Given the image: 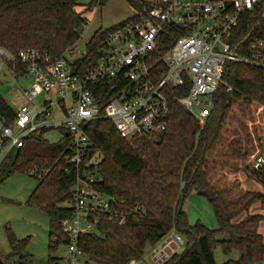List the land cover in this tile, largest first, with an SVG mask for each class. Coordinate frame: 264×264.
<instances>
[{
	"label": "trees",
	"instance_id": "16d2710c",
	"mask_svg": "<svg viewBox=\"0 0 264 264\" xmlns=\"http://www.w3.org/2000/svg\"><path fill=\"white\" fill-rule=\"evenodd\" d=\"M109 0H92L86 9L103 6ZM143 13L142 0H126ZM76 0H0V46L12 54L21 49L45 50L52 60L59 58L81 38L86 19L76 11ZM114 27L96 30L86 44L85 52L73 63V70L82 75L96 63L103 39ZM264 38V17L246 15L236 37ZM159 48L160 55L167 50ZM10 66V65H9ZM19 75L24 69L17 65ZM1 85V82H0ZM226 85L232 87L226 91ZM185 92L167 91L169 113L166 129L153 138L127 140L119 135L111 121L87 122L85 134L92 143L84 163L99 154L96 188L115 197L126 213L122 225L101 221L97 232L80 238V247L98 264H129L143 257L147 247L154 248L170 231L184 239L183 250L171 253L161 264H217L214 249L225 255L237 251L239 257L222 264H258L264 258V242L257 230L261 214L241 213L256 202L264 203V194L241 191L239 179H228L220 172L233 167L230 157L237 156L241 143L233 138L235 124L245 128L246 108L257 142L264 137V77L252 65L228 62L222 82L213 93V109L199 129L194 117L177 101ZM101 104L104 101L99 99ZM0 115L9 122L13 109L0 95ZM42 133L29 136L23 146L11 152L10 172L31 173L34 167L46 170L26 204L44 211L49 217V250L67 239L59 221L71 215L65 205L71 197L76 171L64 163L69 153V138L49 142ZM9 154V155H10ZM194 190L209 202L216 229L200 221L189 224L182 208L185 197ZM235 196V198H233ZM222 237H226L222 239ZM13 252L23 250L28 238L17 239L8 233ZM49 257L47 264H56ZM0 264H3L0 262Z\"/></svg>",
	"mask_w": 264,
	"mask_h": 264
},
{
	"label": "built area",
	"instance_id": "2783aa9c",
	"mask_svg": "<svg viewBox=\"0 0 264 264\" xmlns=\"http://www.w3.org/2000/svg\"><path fill=\"white\" fill-rule=\"evenodd\" d=\"M142 2L143 13L136 9L133 16L111 26L95 65L82 75L73 70L82 55L73 59L75 45L55 60L45 50L26 48L12 54L0 46V70L6 69L15 82L21 76L18 65L29 77L21 90L28 102L13 109L9 122L0 115V165L33 134L57 130L61 133L57 141L69 138V153L62 157L74 167L76 177L65 203L72 213L59 221L67 239L56 264H92L80 238L97 232L103 220L118 225L126 221L121 203L95 187L97 154L83 161L92 147L84 131L87 122L107 119L127 140L153 138L167 127V91L178 88L185 92L178 103L201 129L213 109V93L222 82L226 63L255 66L264 77V38L235 35L246 15L264 17V0ZM166 45L160 55L159 48ZM232 90L226 85L227 92ZM41 95L42 103H35ZM246 167L264 186V150L254 152ZM31 173L41 178L46 170L34 167ZM179 246H184V239L170 231L151 255L159 259Z\"/></svg>",
	"mask_w": 264,
	"mask_h": 264
},
{
	"label": "rangeland",
	"instance_id": "374dc122",
	"mask_svg": "<svg viewBox=\"0 0 264 264\" xmlns=\"http://www.w3.org/2000/svg\"><path fill=\"white\" fill-rule=\"evenodd\" d=\"M92 0H79L76 11L82 13L86 19L85 28L81 34L80 40L75 44V55L73 59L85 52L86 44L98 29H104L130 18L135 14V8L130 6L126 0H109L103 6L95 5L91 9H86ZM0 95L14 110H18L28 101L22 93L26 88L29 77L17 76L15 82L13 76L6 69L0 70ZM43 96H38L35 103L41 104ZM245 118V128L235 124L236 129L233 138L239 140L241 149L239 154L230 157L234 164L231 168H224L220 172L226 175L228 179L237 178L241 182V191H253L264 194V186L260 185L254 175L248 171L246 165L248 160L259 148L264 150V137L257 142L254 129L252 127L249 114L246 108L243 109ZM61 133L57 130H50L42 134V137L49 142H55L59 139ZM96 159L100 160L99 154ZM13 158L8 155L0 165V262L3 264H47L49 257L58 258L63 254V244L58 245L51 252L49 250V217L48 215L35 207L26 204V200L33 189L39 183V180L28 173L10 172V164ZM235 198V196L233 197ZM182 208L187 214L189 224L200 221L209 229H216L217 222L213 210L206 198L197 194L194 190L185 197ZM261 214L264 216V203H254L246 212L236 217L235 221L242 219L246 214ZM264 242V219L259 222L257 229ZM12 233L17 239L28 238L27 246L19 251L13 252L8 241V233ZM226 237H222L225 239ZM183 246H179L175 252L179 253ZM151 248L147 247L143 257L138 261L129 264H155L151 257ZM167 256V255H165ZM239 253L232 251L231 254L225 255L220 247L214 249V258L217 264L230 259H237ZM160 257L157 264L162 263ZM92 264H98L91 261ZM258 264H264L263 260Z\"/></svg>",
	"mask_w": 264,
	"mask_h": 264
},
{
	"label": "crops",
	"instance_id": "0c3cea01",
	"mask_svg": "<svg viewBox=\"0 0 264 264\" xmlns=\"http://www.w3.org/2000/svg\"><path fill=\"white\" fill-rule=\"evenodd\" d=\"M228 170H230L231 174H227V172H226V175L232 177V176L234 175V174H233L234 170H233V172H232L231 169H228ZM257 229H258V226H257ZM152 249H153V248H151V250H152ZM151 253H152V252H151ZM151 257H152V261H153V263L157 264L159 259L154 258L152 255H151ZM132 262H133V261H132Z\"/></svg>",
	"mask_w": 264,
	"mask_h": 264
},
{
	"label": "water",
	"instance_id": "95a60500",
	"mask_svg": "<svg viewBox=\"0 0 264 264\" xmlns=\"http://www.w3.org/2000/svg\"><path fill=\"white\" fill-rule=\"evenodd\" d=\"M170 254H168L167 256L163 255L162 256V260L164 261Z\"/></svg>",
	"mask_w": 264,
	"mask_h": 264
}]
</instances>
